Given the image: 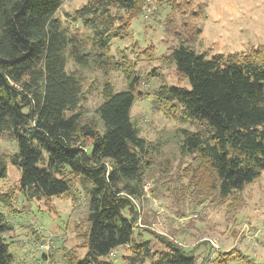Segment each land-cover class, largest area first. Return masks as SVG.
<instances>
[{
  "label": "trees",
  "instance_id": "obj_1",
  "mask_svg": "<svg viewBox=\"0 0 264 264\" xmlns=\"http://www.w3.org/2000/svg\"><path fill=\"white\" fill-rule=\"evenodd\" d=\"M146 1L89 0L71 19L92 30L101 62L102 56L109 57L111 38L124 37L122 29L140 15ZM158 2L169 6L171 14H183L190 6L189 1ZM62 5L63 0H0V136L8 134L17 146L7 158L0 155V184L9 162L21 169L20 190L30 200L70 195L73 179L90 183L88 256L97 261L127 246L134 255L129 264H144L153 254L149 241H136L134 200L142 195L151 145L131 116L138 77L129 65L121 69L127 89L117 92L106 84L97 118L85 119L83 82L67 71V54L83 66L92 55L55 17ZM173 23L174 17L169 18L166 32L178 38ZM200 33L196 28L169 55L190 89L163 85L155 101L167 115L177 117L180 110L181 120L201 126L196 132L182 131L181 151L199 160L194 179L195 187L206 188L197 193L202 203L215 191L222 198L243 191L264 171V45L228 60L208 58L192 46ZM115 65L120 70L121 64ZM0 202L9 206L1 195ZM11 230L0 212V264H17L2 237ZM158 238L166 250L149 264H197L194 251Z\"/></svg>",
  "mask_w": 264,
  "mask_h": 264
},
{
  "label": "rangeland",
  "instance_id": "obj_2",
  "mask_svg": "<svg viewBox=\"0 0 264 264\" xmlns=\"http://www.w3.org/2000/svg\"><path fill=\"white\" fill-rule=\"evenodd\" d=\"M88 1L63 0L55 17L80 49L92 55V61L83 66L67 54V71L83 82L81 113L85 119L97 118L106 84L117 92L127 89L128 79L121 69L129 65L138 77L131 116L140 136L151 145V164L147 166L142 195L134 200L138 211L136 241H149L153 254L143 259L144 264L166 250L158 236L194 251L197 264H264V171L243 191L227 198L215 191L200 203L198 191H207L202 185L195 187L199 160L182 153L181 145L183 130L196 132L201 126L181 120L180 110L177 117L167 115L155 101V93L163 85L190 89L169 55L196 28L201 33L192 46L208 58L222 55L228 60L264 45V0H177L183 5L189 1L183 14H171L166 4L148 0L140 15L122 29L124 37L111 38L109 57L102 56L101 62V57L95 56L92 30L71 19ZM171 17V27L180 31L178 38L166 32ZM184 20L189 26H182ZM116 63L121 64L120 70L115 68ZM16 151L14 138L0 136V155L7 158ZM7 170L0 195L9 206L0 202V212L12 230L2 237L17 264H129L134 255L127 246L97 261L88 256L84 245L90 183L73 179L70 195L30 200L20 190L21 169L9 162Z\"/></svg>",
  "mask_w": 264,
  "mask_h": 264
}]
</instances>
